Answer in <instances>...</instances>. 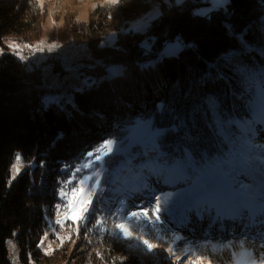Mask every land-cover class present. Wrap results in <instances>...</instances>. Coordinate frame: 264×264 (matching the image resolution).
<instances>
[{
	"label": "trees",
	"instance_id": "1",
	"mask_svg": "<svg viewBox=\"0 0 264 264\" xmlns=\"http://www.w3.org/2000/svg\"><path fill=\"white\" fill-rule=\"evenodd\" d=\"M156 1L120 0L95 11L88 24L66 18L52 35L61 44L87 42L94 61L83 69L82 78H90L84 90H50L43 66L30 67L12 53L0 58V264H13L10 240L17 241L23 264H140L120 238L93 229L85 239V226L77 235L73 222L51 254L40 249L50 224L66 210L56 207L66 204L58 191L71 175L65 165L82 162L105 140L129 143L139 121L163 134L155 145L107 158V176L115 172L121 186L120 178L140 173V165L184 161V148L198 159L222 153L206 100L215 97L222 113L232 117L254 99L264 79V0H230L206 17L196 14L199 0L181 6L163 2L146 33L128 31ZM46 19L36 0H0V48L10 39L41 40ZM114 32L118 39L111 46L108 36ZM177 39L185 49L169 58L162 50ZM115 66L123 73L110 77ZM54 71L65 74L60 64ZM17 154L29 167L9 186ZM122 190L98 194L94 207L110 208L106 202ZM93 224L90 217L86 227ZM111 226L109 221L106 227Z\"/></svg>",
	"mask_w": 264,
	"mask_h": 264
},
{
	"label": "rangeland",
	"instance_id": "2",
	"mask_svg": "<svg viewBox=\"0 0 264 264\" xmlns=\"http://www.w3.org/2000/svg\"><path fill=\"white\" fill-rule=\"evenodd\" d=\"M47 19L44 25V34L41 40L30 44L20 40H7L4 42L2 53L14 54L9 48L10 43L19 44V51L26 57L21 62L32 66H43L44 82L50 90L61 91L67 94L72 90H84L90 85L89 77L82 78L83 69L94 61L87 42H70L61 44L52 39L56 31H61L66 18H72L74 22L86 23L91 21L95 11L107 4V0H36ZM186 0H159L151 3V9L130 23L128 31L146 33L152 23L161 15V5L181 6ZM200 7L196 14L209 16L211 13L227 8L230 0L224 3L218 0H199ZM96 6L95 8L93 6ZM118 33L108 36V43L115 46ZM44 41L43 51H35L39 42ZM56 43L59 47L48 51V45ZM24 44L34 46L25 48ZM148 49L151 48L147 44ZM185 45L180 40H175L165 45L162 50L167 57H177ZM30 54L27 56L25 53ZM57 64L65 69V74L54 71ZM264 75V68H263ZM111 76L115 77L123 73V68L115 66L111 68ZM61 93V94H62ZM206 104L212 116V124L217 135L222 139L223 151L212 159L205 154L199 159L194 157L189 149L184 148V161L173 162L169 165L155 167L151 162L140 165L137 169L140 173L131 177L126 175L120 178L123 185H119L115 172L111 178L107 176V158L118 154H128L139 146L155 145L163 134L162 130L155 128L151 123L139 121L132 130L130 142H115L113 151L99 162L102 173L99 177L100 188L97 192H115L119 186L121 192L114 193V200L107 204L115 211L121 201L125 208L137 210V207H150L154 204V197L167 198L164 207L167 211L162 213V220L158 225L160 233L166 234L164 248L167 247V236L172 233L183 237L177 241L180 247L192 246L199 253L208 257H215L214 264H248V256L245 248L255 250L258 254L259 245L253 247L254 241L264 236V79L258 82L254 99L251 100L244 113L230 116L222 113L220 104L215 97H209ZM22 158L19 167L20 173L16 179L29 167ZM15 162V161H14ZM161 167V168H160ZM91 172L92 170H87ZM84 174V173H83ZM15 179V180H16ZM242 186L250 193L243 206L230 197L234 186ZM96 195V196H97ZM95 196V197H96ZM93 197V201L95 199ZM66 211V210H65ZM65 211L50 224L40 244V249L46 254H51L64 239L67 225L75 218L65 219ZM57 219L62 221L57 224ZM148 238L152 235L145 230ZM251 237L252 239H247ZM133 250L140 264H175L163 248H157L149 252L145 247L133 240L120 238ZM241 241H245L241 246ZM155 242V240L153 241ZM231 245L232 247H229ZM10 260L13 264H23L20 261V252L16 240H10L8 244Z\"/></svg>",
	"mask_w": 264,
	"mask_h": 264
},
{
	"label": "snow or ice",
	"instance_id": "3",
	"mask_svg": "<svg viewBox=\"0 0 264 264\" xmlns=\"http://www.w3.org/2000/svg\"><path fill=\"white\" fill-rule=\"evenodd\" d=\"M220 3H224L225 0H218ZM120 3V0H107V4L103 5L106 7H113ZM43 7V5H41ZM96 7L95 5L93 6ZM109 18H111L109 16ZM44 41L39 42V46L35 47V51H43L42 45ZM20 45L16 43H10L9 48H11L21 60L26 59V57L19 51ZM25 48H33L34 46L29 44H24ZM59 47L58 44L52 43L48 45V51H52L54 48ZM0 49V53H2ZM115 141L105 140L101 145H99L93 151L87 152L82 162L77 165H65L66 169H69L71 175L67 180L61 181V186L59 188V195L61 200L66 201V204H58L57 209L62 206L65 207V219L75 218L76 222V233L79 235V230L82 225L85 226V239H87V233L91 232L93 229H97L100 232L108 231L116 238H125L129 240H135L141 243L145 249L149 252L159 248H163L164 251L168 253L170 257L174 258L175 264H214L215 257H208L207 255L199 253L192 246L180 247L177 241L183 240V237L172 233L167 236V247L164 248V243L166 240V234L162 235L158 228L159 223L162 220V213L167 211L164 207L167 198H162L161 196L154 197V204L150 207H137V210H130L125 208L124 202L121 201L119 206L113 211L111 208L98 210L93 205V197L97 195L100 188V175L102 174L99 169L102 165L99 163L103 161L106 155H109L113 151V145ZM22 158L19 154L15 157V162L11 167V177L8 181L9 186L12 181L16 179V176L20 173L21 169L19 164ZM91 169V172L87 170ZM84 173L79 176L77 174ZM75 181V183H73ZM250 193L245 190L242 186H234L230 194L231 198H234L237 203L243 206V201L247 200ZM107 211V215L103 212ZM95 219V224L92 228L86 227L89 218ZM115 217V219H113ZM109 221H111V228H107ZM57 224H61L62 221L57 219ZM145 230L151 233L152 238H148ZM68 239H71L69 236ZM247 239H252L248 237ZM155 240V242H153ZM91 242V241H89ZM43 243V241H41ZM63 243V241H62ZM241 246L244 245L245 241H241ZM258 244L260 251L257 254L255 250L249 251L245 248V254L248 256V264H264V236L259 237L254 241L255 245ZM229 247H232L229 245ZM47 254V253H46ZM99 255V253H97ZM123 260V258H118ZM235 264V262H234Z\"/></svg>",
	"mask_w": 264,
	"mask_h": 264
},
{
	"label": "bare ground",
	"instance_id": "4",
	"mask_svg": "<svg viewBox=\"0 0 264 264\" xmlns=\"http://www.w3.org/2000/svg\"><path fill=\"white\" fill-rule=\"evenodd\" d=\"M25 54H28L27 52ZM262 180H264V176H262Z\"/></svg>",
	"mask_w": 264,
	"mask_h": 264
},
{
	"label": "built area",
	"instance_id": "5",
	"mask_svg": "<svg viewBox=\"0 0 264 264\" xmlns=\"http://www.w3.org/2000/svg\"><path fill=\"white\" fill-rule=\"evenodd\" d=\"M27 56H30V54H26Z\"/></svg>",
	"mask_w": 264,
	"mask_h": 264
}]
</instances>
